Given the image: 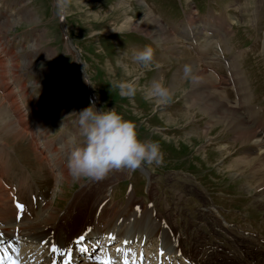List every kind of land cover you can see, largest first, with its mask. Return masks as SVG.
<instances>
[{"label": "rangeland", "instance_id": "374dc122", "mask_svg": "<svg viewBox=\"0 0 264 264\" xmlns=\"http://www.w3.org/2000/svg\"><path fill=\"white\" fill-rule=\"evenodd\" d=\"M146 16L170 29L163 45L125 24L145 23ZM15 19L27 22L11 25ZM211 20L217 28L198 43L189 40L195 27ZM145 45L154 49L149 69L131 59ZM185 64L194 67L195 79L182 77ZM161 77L173 93L165 105L143 95ZM118 80H135L142 90L122 96L112 87ZM90 101L97 109L115 107L137 125L140 139L158 141L163 162L142 164L146 173L122 168L100 180L64 183L55 198L57 214L81 189L91 190L84 204L91 208L111 188L108 200L119 209L128 198L134 209H155L157 223L168 224L190 254L221 242L225 251L257 254L241 234L264 235V175L248 168L262 155L242 126L264 131V0H68L63 15L56 14L55 0H0V175L12 179L24 198L38 197L43 205L49 178L44 151L82 140L76 112ZM233 110L237 122L223 119ZM68 154L62 152L64 160ZM51 165L64 166L60 154ZM205 255L203 262L211 256Z\"/></svg>", "mask_w": 264, "mask_h": 264}, {"label": "bare ground", "instance_id": "6f19581e", "mask_svg": "<svg viewBox=\"0 0 264 264\" xmlns=\"http://www.w3.org/2000/svg\"><path fill=\"white\" fill-rule=\"evenodd\" d=\"M145 20H147V22L144 21L145 23L141 21H125V24L127 28L134 31L142 29L146 35L148 33L152 37L151 39L159 43L161 42V45H163L166 42V37L164 36L167 34V30L170 29L168 27L164 28L157 19H149L146 16ZM10 22L11 25H16L27 21L15 19ZM6 23L7 21L3 23V26ZM214 28H217V26H214L213 20L206 23L203 22L201 25L195 27V29L192 28L195 31L193 30L189 40L198 43L203 36ZM221 28L219 25L218 31ZM223 117V119H236L235 122L239 120L234 110L228 111ZM18 120L21 121L20 117ZM245 124V127L242 126V131L247 136L256 138L254 145L259 149V154L262 155V158L257 156L258 158L251 159L253 161L249 163L248 168L256 176L258 174L264 175V135H262L264 131L260 127L256 126L253 128L246 122ZM259 135L262 136L260 137ZM70 149L71 146L62 145L59 149H55L54 145H50L44 151L46 160L42 166H45L49 170V178L45 181L47 188L42 192L41 198L43 197L45 201L42 206L40 198L32 199V197L27 196L24 198L21 192H17L12 179H8L5 173L0 175V264H65V260L69 258L70 264H101V261L106 259V257H111L113 261L116 260L115 264H122L120 262H122V258L125 256L129 257L130 263L136 264L138 261L137 264H143L141 260L137 259V252H135L141 246L149 257L152 254L153 257L160 255V262L163 264H264V235L262 233L255 240V234L251 232L244 231L242 235L236 231L238 236L241 234L244 240L249 241L258 249L257 254L252 257H246L237 252L225 251L223 249L226 248V245L222 244V242L219 246L212 247L210 251H208L209 247L206 245L200 248L202 250L201 253L193 255L190 254V250L185 251L181 247L178 243L180 241L178 240L179 238L172 234L168 224L167 226L162 220L160 223H157L159 217L154 215L155 209H152L150 206L142 209H139L137 206L138 208L134 209L131 198H128L123 209H119L115 203L108 200L112 199L111 195L113 193L111 188L107 189V195H105L103 200L99 197L97 205H94V202L90 205L91 208L88 207L89 209L84 204H88L85 198L88 197V193L91 190L81 189L73 197L66 211L62 215L57 214V208L54 206V203L57 194L64 192L61 186L64 183L73 185L74 182H82V180H73L70 175L64 176L69 173L67 170V159L64 160L62 152L65 150L69 153ZM58 154H60V157L64 161V166L58 170L56 168L52 169L51 163L58 157ZM260 159H263L261 161L262 164L259 163V167H257L255 163L259 162ZM249 161L246 160L245 162ZM246 165L245 163V168L247 167ZM139 168L143 173H146L142 167ZM252 180L255 181V178H251L250 184L254 183ZM262 186H264V183ZM86 193L87 195H85ZM263 194L264 191L262 192ZM83 201L85 203L80 204ZM260 203L264 208L263 198ZM17 205H23V207L20 208ZM79 211H82V213L80 212L81 216L87 213L86 216L82 217L83 220L86 219V225H83L82 229L79 228V231H72L71 226L80 224V220L82 219L80 216V219L75 222L76 214ZM209 211V209H205V212L209 213ZM211 211L215 213L214 210ZM228 226L231 225L228 224ZM225 229L229 235L234 234L231 228L225 227ZM261 232H264V227ZM81 236L85 237V239L78 242ZM126 241L127 244L124 246L123 243ZM53 246L57 247L59 251L53 252ZM82 249L86 250L82 251ZM118 249L119 251H117ZM205 253L207 255L211 254L207 262H203L207 258ZM153 262L154 260H151L149 264H153Z\"/></svg>", "mask_w": 264, "mask_h": 264}, {"label": "clouds", "instance_id": "9594fccd", "mask_svg": "<svg viewBox=\"0 0 264 264\" xmlns=\"http://www.w3.org/2000/svg\"><path fill=\"white\" fill-rule=\"evenodd\" d=\"M67 8L68 0H55L57 15L65 14ZM131 59L149 69L154 60V49L145 45L134 50ZM182 77L195 79L191 64L183 65ZM112 87L119 89L120 95L132 97L143 86L135 80H118L112 83ZM143 95L146 100L165 105L171 102L173 93L161 77L154 80ZM76 114L82 140L73 143L67 157V170L73 180H100L114 169L136 170L142 164L160 165L163 162L159 142L140 139L137 125L125 119L115 107L97 109L90 101Z\"/></svg>", "mask_w": 264, "mask_h": 264}, {"label": "snow or ice", "instance_id": "6c2138e0", "mask_svg": "<svg viewBox=\"0 0 264 264\" xmlns=\"http://www.w3.org/2000/svg\"><path fill=\"white\" fill-rule=\"evenodd\" d=\"M17 206L20 207V208L23 207V205H17ZM84 239H85V237L81 236V237L79 238V241H78V242L83 241ZM113 239H114V237H113ZM125 243H127V241H126ZM85 250H86V249H82V251H85ZM52 251H53V252H57V251H59V249H58L57 247L53 246ZM117 251H119V249H118ZM65 264H70V258L67 259V260H65ZM101 264H115V262L112 260L111 257H108V258L102 260V261H101ZM124 264H130V262H129L127 256H125V258H124Z\"/></svg>", "mask_w": 264, "mask_h": 264}]
</instances>
